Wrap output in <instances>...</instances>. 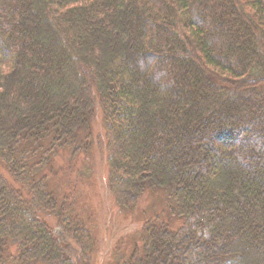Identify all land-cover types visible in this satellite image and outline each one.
I'll list each match as a JSON object with an SVG mask.
<instances>
[{"label":"trees","instance_id":"trees-1","mask_svg":"<svg viewBox=\"0 0 264 264\" xmlns=\"http://www.w3.org/2000/svg\"><path fill=\"white\" fill-rule=\"evenodd\" d=\"M98 107L116 202L161 205L111 264H264V0H0V264H93L50 169Z\"/></svg>","mask_w":264,"mask_h":264},{"label":"rangeland","instance_id":"rangeland-1","mask_svg":"<svg viewBox=\"0 0 264 264\" xmlns=\"http://www.w3.org/2000/svg\"><path fill=\"white\" fill-rule=\"evenodd\" d=\"M93 126L95 140L92 149L80 153L75 157L77 162L73 164L67 156L71 154L61 152L55 158V166L50 169L51 180L53 185L60 187V197L70 195L74 198L85 214L86 221L91 223L90 230L98 240L93 264H111L116 247H123L132 240L133 235L139 236L140 221L161 207L157 198L160 196L147 191L135 209L128 210L119 206L108 189L107 141L103 113L99 107L95 112ZM146 210L148 216L144 214Z\"/></svg>","mask_w":264,"mask_h":264}]
</instances>
